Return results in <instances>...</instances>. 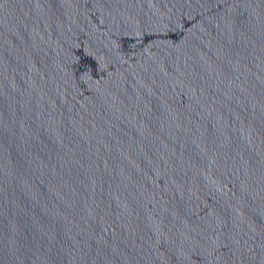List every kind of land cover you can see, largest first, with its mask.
I'll list each match as a JSON object with an SVG mask.
<instances>
[{"label":"water","instance_id":"95a60500","mask_svg":"<svg viewBox=\"0 0 264 264\" xmlns=\"http://www.w3.org/2000/svg\"><path fill=\"white\" fill-rule=\"evenodd\" d=\"M0 264H264V0H0Z\"/></svg>","mask_w":264,"mask_h":264}]
</instances>
